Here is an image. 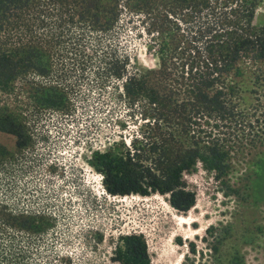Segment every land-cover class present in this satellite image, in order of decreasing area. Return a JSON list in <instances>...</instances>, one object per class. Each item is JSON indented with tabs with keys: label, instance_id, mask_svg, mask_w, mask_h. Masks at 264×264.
I'll use <instances>...</instances> for the list:
<instances>
[{
	"label": "trees",
	"instance_id": "16d2710c",
	"mask_svg": "<svg viewBox=\"0 0 264 264\" xmlns=\"http://www.w3.org/2000/svg\"><path fill=\"white\" fill-rule=\"evenodd\" d=\"M262 5L0 0V132L16 138L14 152L0 144V264H36L32 256L49 247L46 236L56 227L49 203L36 209V174L46 160L37 142L49 138L39 127L50 112L67 119L79 106L110 109L103 119L110 123L124 106L140 119L128 140L92 153L90 165L110 196H166L187 213L196 193L185 176L200 167L235 195L227 180L233 160L264 149V27L254 24ZM135 31L147 36L156 69L133 65L128 39ZM114 256L118 264H152L141 234L121 237Z\"/></svg>",
	"mask_w": 264,
	"mask_h": 264
},
{
	"label": "rangeland",
	"instance_id": "374dc122",
	"mask_svg": "<svg viewBox=\"0 0 264 264\" xmlns=\"http://www.w3.org/2000/svg\"><path fill=\"white\" fill-rule=\"evenodd\" d=\"M254 24L264 27L263 5ZM141 33L128 39L133 65L140 71L156 69L157 56ZM251 80L247 73L242 83L246 105L252 103ZM112 113L108 123L106 114L79 106L67 119L48 113L39 127L49 138L37 142L46 160L36 174L42 189L36 209L44 211L49 203L56 227L46 236L49 247L32 256L34 263L118 264L113 259L120 238L135 233L145 237L152 264H232L237 254L244 264H264V149L233 160L227 178L237 191L233 196L225 195L223 184L201 167L186 175L196 193V205L187 213L174 210L166 196L113 197L90 165L92 153L105 150L113 139L128 140L141 121L124 106ZM0 144L16 150L14 136L0 132Z\"/></svg>",
	"mask_w": 264,
	"mask_h": 264
},
{
	"label": "bare ground",
	"instance_id": "6f19581e",
	"mask_svg": "<svg viewBox=\"0 0 264 264\" xmlns=\"http://www.w3.org/2000/svg\"><path fill=\"white\" fill-rule=\"evenodd\" d=\"M129 197H137V195H134V196H129ZM123 198V197H122ZM126 198V197H124ZM128 198V197H127ZM122 201H125V199H123Z\"/></svg>",
	"mask_w": 264,
	"mask_h": 264
}]
</instances>
